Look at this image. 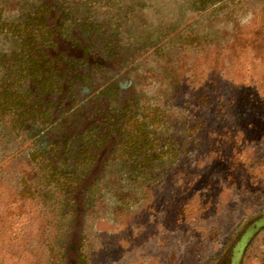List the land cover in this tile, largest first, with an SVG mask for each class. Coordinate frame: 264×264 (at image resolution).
Returning a JSON list of instances; mask_svg holds the SVG:
<instances>
[{
	"label": "rangeland",
	"instance_id": "1",
	"mask_svg": "<svg viewBox=\"0 0 264 264\" xmlns=\"http://www.w3.org/2000/svg\"><path fill=\"white\" fill-rule=\"evenodd\" d=\"M4 1L5 15L36 4ZM192 1L63 0L77 42L58 49L78 57L87 38L107 43V58L87 57L99 66L90 88L113 83L110 103L133 96L165 109L175 142L164 162L125 182L113 162L92 167L63 201L42 162L29 161L28 142L1 135L0 264H50L69 242L88 264H264V0L201 12ZM96 175L102 185L89 193Z\"/></svg>",
	"mask_w": 264,
	"mask_h": 264
},
{
	"label": "trees",
	"instance_id": "2",
	"mask_svg": "<svg viewBox=\"0 0 264 264\" xmlns=\"http://www.w3.org/2000/svg\"><path fill=\"white\" fill-rule=\"evenodd\" d=\"M46 1L36 0L26 13L20 9L12 15L4 14L6 1L0 2V136L6 133L28 142L29 161L42 162L47 186L65 201L92 167L97 165L102 173L113 162L117 182L128 180L127 173L138 178L164 162L166 148L175 140L166 137L172 121L164 120L165 109L145 108L133 96L118 95L120 99L112 98L110 103L107 95L120 92L113 83L99 90L90 88V73L99 66L88 65L87 57L107 58L109 45L103 42L98 47L87 38L85 45L77 46L80 56H67L57 45L75 46L74 23L65 18L63 0H52L51 5ZM220 1L193 0L191 6L201 12ZM55 10L62 15L56 17ZM91 25L84 22L86 32ZM42 136L49 139L41 143ZM102 179L96 175L86 190L90 193L92 187L102 185ZM255 229L252 223L245 233ZM69 252L72 264H88L81 245L70 242L50 258V264L53 258L54 264H65Z\"/></svg>",
	"mask_w": 264,
	"mask_h": 264
}]
</instances>
